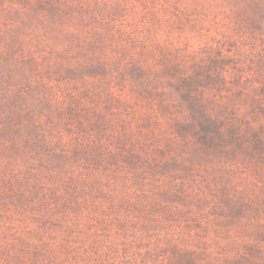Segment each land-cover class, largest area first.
Wrapping results in <instances>:
<instances>
[{
    "label": "trees",
    "instance_id": "trees-1",
    "mask_svg": "<svg viewBox=\"0 0 264 264\" xmlns=\"http://www.w3.org/2000/svg\"><path fill=\"white\" fill-rule=\"evenodd\" d=\"M75 1L15 0L9 5L0 0V264H91L102 258H109L108 264H264V186L258 196L250 179L254 169L243 165L248 151L243 141L242 162L236 143L207 155L205 179L192 191L184 179L168 183L169 163L134 171L139 156L130 148L121 147L111 163L102 160L103 170L75 165L80 155L62 146L56 108L64 110L63 102L43 79L50 71L68 79L69 107L76 104V61H90L102 34L93 26L80 34L66 25L90 11ZM94 17L87 20L99 22ZM24 42L28 45L20 47ZM139 55L130 56L125 66L135 67ZM259 60L263 74L264 56ZM223 122L210 117L200 123L201 133L212 141L235 140V129L220 133ZM257 139L252 136L258 145ZM253 153L254 147L250 162ZM91 157L85 155L87 162ZM180 159L174 180L183 178L188 166L187 155ZM79 231L90 232L81 246L84 258L78 256ZM228 239L230 254L225 253Z\"/></svg>",
    "mask_w": 264,
    "mask_h": 264
},
{
    "label": "rangeland",
    "instance_id": "rangeland-1",
    "mask_svg": "<svg viewBox=\"0 0 264 264\" xmlns=\"http://www.w3.org/2000/svg\"><path fill=\"white\" fill-rule=\"evenodd\" d=\"M12 1L5 0L9 5ZM80 2L90 11L66 25L79 28L80 34L93 26L102 35L96 37L99 44L91 49L90 61H76L80 71L76 104L69 107L72 87L68 79L54 71L43 77L53 86L52 96L63 102L64 110L56 108L62 146L80 155L75 165L81 168L86 164L93 170L100 165L103 170L102 160L111 163L114 160L110 159L119 158L121 147L130 148L139 156L134 171L169 163L165 172L170 177L168 183L184 179L187 191H192L205 179L207 155L213 151L220 154L236 143L242 162L243 141L248 148L243 165L250 163L254 169L250 179L259 196L264 186V73L260 74L256 62L264 56V0ZM93 13L99 22L87 20ZM103 20L109 26L105 27ZM85 37H79L82 54L89 52ZM53 46L59 48V44ZM136 53H140V62L135 67L125 66ZM60 57L64 62L68 59ZM214 116L224 121L221 134L236 130L235 140L222 143L204 137L200 123ZM252 136L259 137L258 145ZM252 147L254 159L250 162ZM88 154L92 156L89 162L85 159ZM183 155L189 158L188 166L182 169L183 178L174 180ZM244 184L247 186L248 180ZM134 228L129 220L128 230ZM154 228L149 226L150 231ZM89 233L78 232L79 257H85L81 246L88 242ZM102 237L99 234L98 239ZM227 241L225 253L230 254L233 242ZM108 259L92 260L91 264H108Z\"/></svg>",
    "mask_w": 264,
    "mask_h": 264
}]
</instances>
